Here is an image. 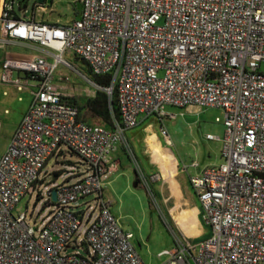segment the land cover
<instances>
[{"label":"built area","instance_id":"built-area-1","mask_svg":"<svg viewBox=\"0 0 264 264\" xmlns=\"http://www.w3.org/2000/svg\"><path fill=\"white\" fill-rule=\"evenodd\" d=\"M80 1V18L62 26L16 18L15 0L1 6L0 48L30 42L41 55L6 60L0 76L1 84L20 90L26 84L14 81V72L36 83L30 109L0 158V264H144L134 235L114 217L104 184L126 132L142 116L164 117L167 106L220 109L225 127L223 164L191 178L211 235L180 245L167 264H264V0ZM67 52L94 75L110 76L103 90L116 97L121 114L114 129L82 121L72 97L56 85ZM63 149L79 163L62 184L46 188V177L52 185L62 175L42 179ZM33 195L48 209L43 224L34 220L35 208L15 214Z\"/></svg>","mask_w":264,"mask_h":264},{"label":"rangeland","instance_id":"rangeland-1","mask_svg":"<svg viewBox=\"0 0 264 264\" xmlns=\"http://www.w3.org/2000/svg\"><path fill=\"white\" fill-rule=\"evenodd\" d=\"M36 2L37 0H15L14 10L20 14L21 9L27 7V17H30ZM55 2V9L58 12L55 15L75 17L74 10L76 9L78 13L81 10L78 0H56ZM75 2H77L76 5ZM63 58L68 64L64 62L59 64L55 72V81L56 85L64 90L65 93L82 103L87 95L93 96L91 91L103 90V88L91 82L92 75L89 73L87 65L73 53L67 52ZM262 70L264 72V67ZM161 76H163V73H161ZM164 115L163 120L158 121L153 117L148 123L152 124L155 131H158L162 136V127L167 130L174 141L172 150L182 163L185 161L189 167H195L198 164L201 168L220 167L223 164V142L221 140L208 141L206 139L208 134H213L216 137L224 136V113L222 110L195 107L180 109L167 106L164 110ZM142 127L139 129H142ZM5 145L6 138L4 134H0V155L3 154ZM63 151L65 156L63 154V158L59 159V161L54 158L42 174V179H44L46 173L51 174L53 177L58 170L63 171L60 179L52 185L48 184L51 178L46 177L44 182V185L47 186L46 188L62 184L70 174L67 172L74 171L70 165L77 166L79 163L80 159L78 156L69 153L66 149H63ZM155 151L158 153V157L164 158L159 150L156 149ZM124 157L127 158V156ZM65 161H70V163H64ZM128 162L129 159L127 158L123 162L124 168L120 170V173H124V169L129 170L130 182L124 177L116 182L118 188L115 190V194L118 195V201L114 206L115 212L119 214L121 227L134 233L132 244L144 264H163L169 260V253L175 249L174 242L177 234L171 229L169 218L164 216L165 210L160 202L152 206L147 189L135 187L136 176L134 172L130 167L129 169L125 168ZM128 182L130 189L126 191L124 186L125 184L128 185ZM191 192V196L196 198L197 195L193 188ZM90 200L91 198H87L84 201L88 202ZM199 202L202 211L205 213L200 200ZM35 203H37L36 206ZM43 206V201L37 202L36 195L28 196L18 205L15 214L25 213L27 210L30 214L35 208L34 220H37L39 224H43V220L48 213V209L43 210ZM90 214L91 210L87 212L86 220ZM86 228L87 225L85 223L83 232ZM206 228L208 230L211 229L208 222H206Z\"/></svg>","mask_w":264,"mask_h":264},{"label":"crops","instance_id":"crops-1","mask_svg":"<svg viewBox=\"0 0 264 264\" xmlns=\"http://www.w3.org/2000/svg\"><path fill=\"white\" fill-rule=\"evenodd\" d=\"M3 1L0 0V10ZM55 1L44 0L42 3L37 1L30 17H27V7L21 9L20 14L14 12V16L16 18L54 26L70 24L80 18L82 11L80 0L78 2L81 5V10L79 13L76 9L74 10L75 17L55 15V13H58L55 9ZM22 14H25L26 17L23 18ZM1 26L2 24L0 23V39H3L4 36ZM40 51L41 48L38 45L30 42L16 41L7 43L4 48H0V76L6 60L33 58L41 55ZM49 61L52 62V59H49ZM12 79L14 81L21 79L26 84V88L20 90L14 84L0 83V134H4L6 138L4 152L0 155V158L6 153L14 134L29 111L34 98L33 92L36 89L35 81L24 73L14 72ZM91 93L93 96L87 95L85 99L94 97L96 91H91ZM72 98L75 99L73 96ZM152 118L142 116L138 125L126 132L125 141L118 144L113 151L111 155V169H113V172L104 184V196L112 203V213L120 225L119 214L115 212L114 208L118 201V195L115 194V190L118 188L116 186L117 180H122L124 177L130 182L129 170L124 169V173H120V170L124 168L123 162L128 158L129 162L125 165V168L129 169L130 167L134 172L136 176L135 187L147 189L152 206L160 202L162 208L165 210L164 216L169 218L171 229L177 234L174 242L175 249L172 251L174 252L182 244L197 245L211 235V229L208 230L206 228L207 220L198 200L199 197L193 198L191 196V190L193 188L191 178L200 176L209 168H201L198 164L195 167H189L185 161L182 163L172 150V146L174 145L172 137L168 133L172 141V145L169 146L165 137L158 131H155L152 124L148 123ZM157 120L160 121L159 119ZM146 123L148 124L145 125ZM140 127L142 129H139ZM216 138H218L216 140L220 141L223 137ZM206 139L208 141H215L209 140L207 137ZM156 149L163 154L164 158L158 157V153L155 151ZM124 156H127V158ZM129 182L128 185L125 184L124 186L126 191L130 189ZM128 232L134 235L132 231L128 230ZM170 260L171 257L163 264L169 263Z\"/></svg>","mask_w":264,"mask_h":264},{"label":"trees","instance_id":"trees-1","mask_svg":"<svg viewBox=\"0 0 264 264\" xmlns=\"http://www.w3.org/2000/svg\"><path fill=\"white\" fill-rule=\"evenodd\" d=\"M82 62L85 63L84 61ZM88 70L92 75V83L101 88H108L110 86V76H96L89 67ZM68 101L78 108L82 121L90 125L95 124L104 126L108 129H114L116 123H121V114L116 97H110L104 90L98 89L94 97H89L80 104L73 98H69ZM150 117H155L160 121L164 119V117H160L157 114L149 116V118Z\"/></svg>","mask_w":264,"mask_h":264},{"label":"water","instance_id":"water-1","mask_svg":"<svg viewBox=\"0 0 264 264\" xmlns=\"http://www.w3.org/2000/svg\"><path fill=\"white\" fill-rule=\"evenodd\" d=\"M39 3L44 2V0H37ZM22 17L25 18V14H22ZM47 166V163L45 164L44 168ZM54 200H56V193L53 194Z\"/></svg>","mask_w":264,"mask_h":264}]
</instances>
